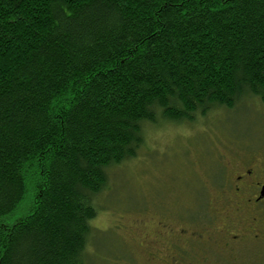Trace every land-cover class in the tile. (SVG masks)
Here are the masks:
<instances>
[{"label":"trees","instance_id":"16d2710c","mask_svg":"<svg viewBox=\"0 0 264 264\" xmlns=\"http://www.w3.org/2000/svg\"><path fill=\"white\" fill-rule=\"evenodd\" d=\"M246 97L264 104V0H0V264H87L142 125Z\"/></svg>","mask_w":264,"mask_h":264},{"label":"rangeland","instance_id":"374dc122","mask_svg":"<svg viewBox=\"0 0 264 264\" xmlns=\"http://www.w3.org/2000/svg\"><path fill=\"white\" fill-rule=\"evenodd\" d=\"M142 139L134 159L107 170L106 187L95 199L87 264H164L151 261L147 252H171V232L156 223L170 230L219 227L223 220L214 218L205 181L249 143H264V104L246 97L232 109L213 108L191 123L158 114L155 123L142 125ZM241 249L209 264H264V242L249 241Z\"/></svg>","mask_w":264,"mask_h":264},{"label":"flooded vegetation","instance_id":"af4514ba","mask_svg":"<svg viewBox=\"0 0 264 264\" xmlns=\"http://www.w3.org/2000/svg\"><path fill=\"white\" fill-rule=\"evenodd\" d=\"M205 181L210 194L214 218L222 224L211 229L190 225L171 227L156 223L155 227L171 235L166 250L148 252L151 261L164 264H209L220 257H233L246 243L264 242V143L249 145L235 153L222 172H211ZM210 191V193H209ZM214 205L216 207H214Z\"/></svg>","mask_w":264,"mask_h":264}]
</instances>
